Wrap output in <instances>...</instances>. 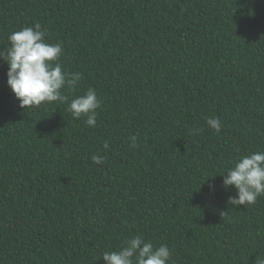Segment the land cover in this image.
<instances>
[{
  "label": "trees",
  "instance_id": "1",
  "mask_svg": "<svg viewBox=\"0 0 264 264\" xmlns=\"http://www.w3.org/2000/svg\"><path fill=\"white\" fill-rule=\"evenodd\" d=\"M35 23L83 74L63 94L101 107L95 128L25 111L0 62V264H105L132 234L170 264H261L264 196L233 207L220 174L264 151V0H0V49Z\"/></svg>",
  "mask_w": 264,
  "mask_h": 264
},
{
  "label": "clouds",
  "instance_id": "2",
  "mask_svg": "<svg viewBox=\"0 0 264 264\" xmlns=\"http://www.w3.org/2000/svg\"><path fill=\"white\" fill-rule=\"evenodd\" d=\"M45 37L46 30L39 23L8 34V46L0 49V62L7 65L8 88L25 111L55 102H68L67 111L74 119L84 117L85 125L95 128L97 109L101 107L96 90L89 87L82 95L69 101L63 90L75 88L83 74L65 70L61 62L65 54L63 46L51 43ZM204 119L208 128L217 134L221 132L223 125L219 117ZM137 139L136 135L129 138L131 148L138 146ZM104 147H108L107 143ZM91 159L97 165L105 161L102 155H93ZM220 175L223 176L224 188L233 186L236 190V195L228 198V204L233 207L255 204L259 197L264 196V151L238 156L233 166ZM100 258L105 264H170L171 252L165 244L155 246L142 234H132L120 248L104 251Z\"/></svg>",
  "mask_w": 264,
  "mask_h": 264
}]
</instances>
